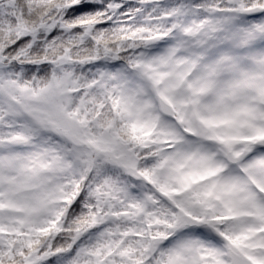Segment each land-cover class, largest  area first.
Masks as SVG:
<instances>
[{"label":"snow or ice","instance_id":"obj_1","mask_svg":"<svg viewBox=\"0 0 264 264\" xmlns=\"http://www.w3.org/2000/svg\"><path fill=\"white\" fill-rule=\"evenodd\" d=\"M0 264H264V0H0Z\"/></svg>","mask_w":264,"mask_h":264}]
</instances>
